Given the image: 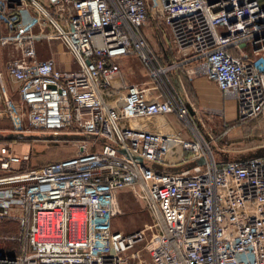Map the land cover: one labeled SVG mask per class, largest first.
Instances as JSON below:
<instances>
[{
  "label": "built area",
  "instance_id": "2783aa9c",
  "mask_svg": "<svg viewBox=\"0 0 264 264\" xmlns=\"http://www.w3.org/2000/svg\"><path fill=\"white\" fill-rule=\"evenodd\" d=\"M210 1L0 0V49L10 50L0 89L7 75L20 96L15 104L0 94V121L10 113L25 133L91 136L76 155L41 166L3 146L0 222L19 231L0 237L21 245L13 255L0 250V264H264V155L218 162L213 128L209 140L157 80L180 68L204 76L235 94L238 122L264 123V0ZM149 21L169 32L173 62L160 63L142 31ZM45 40L61 41L79 69L42 58ZM132 57L148 65L153 86L114 84L118 61ZM168 114L186 135L141 121ZM174 146L194 164L156 168ZM124 189L156 223L113 229Z\"/></svg>",
  "mask_w": 264,
  "mask_h": 264
},
{
  "label": "rangeland",
  "instance_id": "374dc122",
  "mask_svg": "<svg viewBox=\"0 0 264 264\" xmlns=\"http://www.w3.org/2000/svg\"><path fill=\"white\" fill-rule=\"evenodd\" d=\"M148 27H150V30L152 31V34L147 33L149 42L151 45L156 47L157 50H159V53H162V47L160 44L161 41L156 34L158 30L155 29L157 27H155V24L152 21L147 23L146 28ZM221 31H224V29ZM153 41L154 43H152ZM38 48L42 58H47L49 56L54 57L57 61V67L59 69H79V66L75 62L73 55L61 41L45 40L39 44ZM158 52L156 53L159 54ZM127 61L128 62L125 63L126 68L124 69L123 75H125L127 80L131 83H144L146 80L143 78V71L145 73L149 72L148 65L136 57L129 58ZM157 80L163 84L166 83L170 90L174 92V89L171 86V83L173 84L171 72L167 75L158 76ZM174 87L177 93L181 95L180 88L175 85ZM202 116L203 121H197L191 116H189V118L201 132L206 133V137L209 140L212 139L210 133L208 130H206V127L211 126L213 128L216 140H212L211 145L214 149V153L218 162L228 161L229 158L245 159L255 155H264V123L262 120L253 119L246 123H240L234 119L230 122H224L217 113L211 116L206 112H203ZM165 117H167L169 121L172 122V125H174L175 128H180L185 125V123L183 121L181 122L177 117H175L174 114L154 116L153 118L149 119L151 120L149 123H147L148 121L145 119H141V121L146 124H150L152 128L160 130L161 132H165L166 129L159 128V125L162 124L161 122L164 121ZM3 122H6L8 124L6 126L9 127L8 130L4 129L3 131H0V141L3 144H12V147L9 148V150L13 148V150H10L12 153L19 155L24 153L31 154L30 163L33 166H41L48 162L65 159L76 155L79 152V141L81 139L75 137L83 136L82 134H77L74 132L72 133L69 131L61 132L59 135L41 131L34 133L19 132L22 130L18 129L19 127L15 124L10 113L5 114V119ZM1 124L2 122H0V126ZM13 132H17V134H14ZM8 133L9 135L12 133L13 136H16L9 139L6 137V134ZM28 136L33 137L27 138ZM87 137V139H91L90 135ZM186 164L191 166L194 164V162H189ZM158 169L160 168L158 167ZM118 202L121 208V213L115 217L113 229L132 232L140 228H144L148 224L156 223V216L145 206L146 202L144 199L138 197L132 190L124 189L119 191ZM150 235L151 232L149 233V236Z\"/></svg>",
  "mask_w": 264,
  "mask_h": 264
},
{
  "label": "crops",
  "instance_id": "0c3cea01",
  "mask_svg": "<svg viewBox=\"0 0 264 264\" xmlns=\"http://www.w3.org/2000/svg\"><path fill=\"white\" fill-rule=\"evenodd\" d=\"M33 19H35L34 16H33ZM146 26L143 27L142 31L144 35L147 37L148 36L147 33L152 34V31L150 30V27L146 28ZM155 27L157 26L155 25ZM155 29L158 30L156 34L158 35L157 37H159L161 41L160 44L162 47L161 48L162 53L160 52L161 53L160 54L158 52L159 50H157L156 47L151 45L150 42L149 43L151 47L156 52L159 53L158 55L160 57V63L169 64L173 62L175 59V48L172 44L170 34L169 32L167 31L163 32L159 30L158 28H155ZM147 39H149V37H147ZM152 43H154V41ZM9 51L10 50L8 48L0 49V64L2 65V67L4 66V64L6 63L8 59ZM128 59L129 58H122L118 61L121 67V72L118 76L114 78V84L117 85L118 87H125V85L128 83L126 76L123 75L124 69L126 68L125 63L128 62L127 61ZM143 78H145V80L147 81L148 86L154 85L155 80L149 76V72L145 73L143 71ZM171 78H172L173 84L177 86L178 88H180L181 95L177 93L174 85L170 82L171 86L173 87L174 91L181 97L183 102L189 107L190 115L193 119H196L197 121H203L202 115H203V112H206L207 114L211 116L217 113L218 116L221 117L224 122H230V121H233L234 119L236 120L237 112H238V104H237V99H236L235 94L223 93L213 81L209 80L208 78L204 76L198 77V76L190 75L184 68L171 71ZM2 81H3V87L1 86L0 94H1L3 102H4V99L7 98L8 100H10L11 102L15 104L18 103L20 101V96L18 94V90H17L18 86L16 82L10 79L7 75L3 76ZM3 105L5 106V103H3ZM175 117L177 116L175 115ZM161 123L162 124L159 125V128L166 129L165 131L166 133H173L175 131L176 132L183 131V134L185 135L186 133H188L185 130L184 125L180 128H175L174 125H172V122L169 121L167 117H165L164 121ZM4 129L8 130L6 126L1 124L0 131H3ZM19 132H23V131H19ZM14 134H17V132ZM6 135H7L6 137L9 139L16 136V135L13 136L12 133H10V135L9 133ZM5 145L8 146V148L12 147V144L11 145L3 144L1 142L0 143V153H1V149ZM10 150H13V148ZM229 160H243V159L229 158ZM155 166L157 168L159 167L160 169L167 170V171H176V170H181L183 168L188 167V165L185 164L183 160H181V151L178 146H174L169 152V154H167L165 164L157 163L155 164ZM19 167L20 166L16 165L15 169H18ZM2 173L4 172L0 169V174ZM114 219L115 218H113L112 220V226H113ZM18 231H19V225L16 221L0 222V236L17 233ZM20 245L21 244L18 241L3 239L0 237V250H3L7 254H10V255L17 254L20 251Z\"/></svg>",
  "mask_w": 264,
  "mask_h": 264
},
{
  "label": "water",
  "instance_id": "95a60500",
  "mask_svg": "<svg viewBox=\"0 0 264 264\" xmlns=\"http://www.w3.org/2000/svg\"><path fill=\"white\" fill-rule=\"evenodd\" d=\"M214 1V0H213ZM213 1H210V2H213ZM29 138H31V137H33V136H28ZM75 138H79V139H81V140H85V139H87L88 137L87 136H85V135H83V136H80V137H75ZM257 156H260V155H255V156H251V157H257ZM201 162V161H200Z\"/></svg>",
  "mask_w": 264,
  "mask_h": 264
},
{
  "label": "trees",
  "instance_id": "16d2710c",
  "mask_svg": "<svg viewBox=\"0 0 264 264\" xmlns=\"http://www.w3.org/2000/svg\"><path fill=\"white\" fill-rule=\"evenodd\" d=\"M0 122H2V124H4L5 126L8 125L6 122H3V120ZM6 127L8 128L9 126H6ZM27 138H29V137H27Z\"/></svg>",
  "mask_w": 264,
  "mask_h": 264
},
{
  "label": "bare ground",
  "instance_id": "6f19581e",
  "mask_svg": "<svg viewBox=\"0 0 264 264\" xmlns=\"http://www.w3.org/2000/svg\"><path fill=\"white\" fill-rule=\"evenodd\" d=\"M145 125H146L147 127H149V126H150L149 124H146V123H144V126H145ZM150 127H151V126H150Z\"/></svg>",
  "mask_w": 264,
  "mask_h": 264
}]
</instances>
